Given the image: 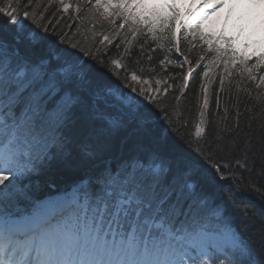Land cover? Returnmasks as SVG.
Wrapping results in <instances>:
<instances>
[{
    "label": "snow or ice",
    "instance_id": "1",
    "mask_svg": "<svg viewBox=\"0 0 264 264\" xmlns=\"http://www.w3.org/2000/svg\"><path fill=\"white\" fill-rule=\"evenodd\" d=\"M6 2L7 8L0 7V16L7 18L0 21V33L14 34L11 43L0 35V264H264V247L258 253L235 235L220 243L207 239L195 219L198 202L173 199L177 177L192 174L190 162L177 154V146L160 144L157 151L132 155L115 164L105 158L110 141L126 126L125 117L151 137L147 121L137 114L140 101L123 92L114 96L112 87L100 83L102 72L72 52H58L54 45L35 61L21 56L17 46L23 40L32 45L39 42L34 32L25 34L23 24L35 17L24 11L23 20H18L12 0ZM113 2L119 4L120 0ZM63 6L65 11L69 7ZM96 6L106 5L96 0ZM164 6L176 13L174 4ZM128 7L125 3V10ZM70 47L76 49L77 45ZM79 51L120 79L115 71L123 67L119 60H111L110 68L103 59ZM129 79L135 82L137 75L125 78L124 87L150 100ZM101 100L105 107L100 106ZM204 104H208L207 97ZM117 105L119 116L105 110ZM202 131L203 121L196 126V137ZM216 139H221L218 131ZM33 145H42L45 156L50 153L65 160L73 156L75 148L77 163L92 170L77 188L67 219L54 221L35 206L29 210L20 206L17 183L32 170L28 149ZM193 150L205 162L210 159L205 155L210 147ZM165 152L169 154L163 155ZM237 164L244 166L239 160ZM174 167L176 174L169 179ZM212 167L221 180L226 178L219 166ZM184 187L194 191L195 183L185 180ZM244 191L239 186L230 188L227 199L236 203V195ZM241 214L246 216L247 208Z\"/></svg>",
    "mask_w": 264,
    "mask_h": 264
},
{
    "label": "trees",
    "instance_id": "2",
    "mask_svg": "<svg viewBox=\"0 0 264 264\" xmlns=\"http://www.w3.org/2000/svg\"><path fill=\"white\" fill-rule=\"evenodd\" d=\"M0 7H8L6 0H0ZM11 8L17 9L18 20H23L24 11H27L30 17H35L34 20H23V24L35 21L36 30L33 32L39 42L32 45L27 40H23L17 46L21 56H27L33 61L43 55L49 46L54 45L58 52H72L86 65H91L97 69V72H102L103 77L100 78V83L110 73L108 70L100 69L96 61L84 56L80 49L103 59L109 67H113L110 64L111 60L120 61L123 67L116 70L120 72V79L113 75L109 85L116 87L122 85V80L132 73L141 79H146L150 84L177 76L182 79L181 74H164L162 67L158 65V57L152 53V48L142 41L141 36L117 42L115 33L112 31L109 43L101 41L103 35L98 33V29L104 28L95 26L87 11L81 10L74 16L70 10L61 11L56 1L52 2V0H18V2L12 0ZM6 19L0 16V21H6ZM13 34L8 31L0 33L9 43L12 42ZM61 39L64 40L63 44L59 43ZM71 44L77 45V48H71ZM124 71H130V73H123ZM93 76L95 77V73ZM232 80L233 78L228 77V82L223 84L217 81L209 82L207 88H204V82L201 83L198 77L190 78L182 93L168 92L163 95L164 101L157 111L158 117L164 115V118L161 117L160 124L155 119L143 115V119L147 121V126L151 130V137L140 132L143 135L142 139L133 148L130 140L124 141L119 146V141L124 139L126 133L117 134L110 141L111 149L105 153V158L114 157L118 147L123 153L137 149L140 155L146 154L148 149L159 150L160 144L177 146V153L179 150H184L186 153L181 157L186 158L191 167L194 161L190 159L199 161L197 171L201 177L205 198L215 205L222 204V207L226 208V213L239 223L238 226L243 234L260 252L264 247V93L250 82L236 80L230 83L233 82ZM202 91H205L207 106L203 102L205 96ZM115 109L118 107H113L111 112L114 113ZM202 111L203 117H201ZM199 119L203 121V131L200 137H196L195 124L199 122ZM190 126L195 127L194 137L189 131ZM164 129H167L168 133H165ZM128 130L130 132V128ZM162 130L164 132H161ZM217 131L221 137L219 140L216 139ZM197 146L204 149L211 148V151L205 152L206 157H210L207 162L193 150ZM245 150L247 159H245ZM75 156L76 149L73 148L72 157L52 167L49 174L41 178L38 185L34 182L30 186L40 185L44 190L50 186L49 183L54 186L58 182L78 179L82 173L89 170V167L78 164ZM237 160L244 166L238 165ZM213 164L220 167L226 177L224 180L220 179V173L215 171ZM225 164L229 167L225 168ZM173 172H176L175 167ZM237 186L245 191L238 193L236 203H232L227 199V195L230 188L235 189ZM28 193L32 194L33 189L28 187ZM245 208H247L246 216L241 214Z\"/></svg>",
    "mask_w": 264,
    "mask_h": 264
},
{
    "label": "bare ground",
    "instance_id": "3",
    "mask_svg": "<svg viewBox=\"0 0 264 264\" xmlns=\"http://www.w3.org/2000/svg\"><path fill=\"white\" fill-rule=\"evenodd\" d=\"M139 1H142V0H139ZM190 1H192V0H190ZM238 5H239V10H237L235 12V14L239 18H241L249 26L255 27V24L258 23L259 26H260V28H263V26H264V22H263V19H264V5L255 6V9L252 12H250V13H246V11L249 9L248 8L249 1H247V0H239L238 1ZM222 13H225V10H223ZM241 13H242V16H241ZM209 16L211 18H213V19L215 18V15L213 13H211ZM34 24H35V21L27 22L25 34L29 30L31 32H33L34 30H36V27H35ZM257 32H261V31H257V27H255L254 28V35H253L254 38L257 36ZM191 70H193L191 67L186 66V64L185 65L182 64V68L180 69V71H181L180 73H181V75H183V77H185V75H187L188 76V80L190 78H194V77H201L200 74L193 73V72H191ZM123 73H130V71H128V72L124 71ZM111 80H112V78H111V74H110L109 76L104 77L103 81H101V84L103 86H105V87L116 88V86H114V85H111V84L109 85V83L111 82ZM114 81H115V77L113 78V82ZM244 81H247V80L245 79ZM141 83H143V82L139 81L138 79L135 82H133V81L130 82V84H132L137 89V92H139V90H141V88H139V86H140ZM118 88H121L122 90H127V87H124V84L119 85ZM144 88L146 89L145 94L150 98V100H144L141 97V99L145 103H144L143 107L139 106V108L137 109V114L142 119H143V115L148 116V117H151V118L155 119L160 124L162 118H164V115H161L162 113H160V115H161L162 118L161 117H158V112L157 111H158V107H160V105L164 101V100H162L163 99V96L161 95V93L159 92V90L156 89V88H154V90H157V92L156 91H152L153 88L151 86H149V85L144 84ZM128 91L131 92L130 89ZM151 95H153V96H151ZM146 104H148V105L146 107H144ZM100 106L101 107H105L103 100L100 101ZM112 109H113V107H110V108H106L105 110L109 114H111L113 116H119V115H121V114H116L117 113V110H114V113L111 112ZM125 120H126V126H129V128H130V132L127 135L124 136V139L123 140H125V141L126 140H130L131 141L130 145H131V147L134 148L135 145L139 144V142L142 139V136L143 135H141V133H140L141 131H138L137 130V125L135 123H128L126 117H125ZM194 128L190 126V129H189V131L192 132V136L193 137H194L193 130H195ZM118 149H119V147H118ZM146 151L147 152H150V151H153V150L152 149H148ZM118 153H119V150H118ZM126 153L127 152H124L123 153L122 151H120V155L121 156H124ZM166 153L167 152H165L163 155H168L169 154V153L168 154H166ZM185 153L186 152L184 150H179V152L177 154L180 155V156H184Z\"/></svg>",
    "mask_w": 264,
    "mask_h": 264
},
{
    "label": "rangeland",
    "instance_id": "4",
    "mask_svg": "<svg viewBox=\"0 0 264 264\" xmlns=\"http://www.w3.org/2000/svg\"><path fill=\"white\" fill-rule=\"evenodd\" d=\"M55 1H56V3L59 5L60 10L65 11L63 5H67L66 2H65L64 0H63V3H61L60 0H55ZM186 1H187V0H182V1L180 2V5H182V7L187 6ZM216 1H217V2H221L222 0H216ZM238 1H239V0H230V2L227 4V5H228V6H227V9H228L229 11H231V14H226V15H224L219 21H214V23H213V27H212V28H209V27L204 26V27H203V30L205 31L204 33H205L206 35H215V34H217V33H221V34H223V35H224L225 37H227V38H230V37H233V38H234V37H236L235 42H233V41H232V42L234 43V47H233V49H234L237 53H240V54H242V55H244V54H248V53H249V54L258 55V54L264 52V47H262L263 44L260 43V42H257L255 45H253V41L250 42L249 39H248V38H250V37H248L249 35L246 36V31L244 32V36L240 37L239 34H236V33L239 32L240 27H236V26H235V23L231 24V19H234L236 22L239 21V23H241V24L247 26V24H246L241 18H239V17L235 14V12L237 11V9H235V7H236V6L238 7ZM135 3H136V5H137V0L135 1ZM165 3H171V4H172L173 1H172V0H142V1H140V2L138 3V4H140L141 6H139V7L136 6V7H137L138 12L143 11V10H145L146 12H148L149 10H151V9H153V8H155V9H159V10H161V11H170L169 8H166V7L164 6ZM230 3H233V5L230 4ZM200 5H201V0H194L193 3H191L190 5H188V8L191 9V10H193V9H195L197 6H200ZM176 7H178V6H176ZM176 7H175V8H176ZM68 8H70V7H68ZM68 8H67V9H68ZM104 9H106V10H108V11H112V9H110V8H104ZM254 9H255V7H251V8H249V9L246 11V13H250V12H252ZM114 13H115V15H118V10H116V12H114ZM123 13H124V12L121 10V15H122V16H124ZM158 13H159V12H158ZM139 16H140V15H139ZM241 16H242V13H241ZM184 20H186L185 17H184ZM187 21H188V20H186V22H187ZM183 25L186 26V24H185L184 22H183ZM253 31H254V30H253ZM98 33H99V32H98ZM109 37H110L109 35H104V36H102L101 41H104V42H105V39H106V41H107V39H108ZM247 37H248V38H247ZM104 38H105V39H104ZM246 38H247V39H246ZM240 41H248L249 44H250L249 49L241 48L240 45H239V42H240ZM256 47H259V48H258V49H255ZM110 68H111V67H110ZM116 70H118V69H115V71H116ZM108 72L111 74V77H112V76H113L112 71L108 70ZM127 77H130V74H129ZM128 82L130 83V82H132V81L129 79ZM144 84H146V83H144ZM144 84L141 83L140 86H139V88L143 89L144 92H146V89L144 88ZM156 84H157V86H156L155 88L158 89L159 91H160L161 89H165V90L167 89L168 91H170V90L172 89V87L170 88V87L167 86L165 83H164V84H161L160 82H156ZM146 85H147V84H146ZM117 89H118V91H117ZM113 91H114V96H115V95H119L120 92H123V93H125V94L130 95V96H133L136 100L140 101V106H141V105H144V103H145V102L141 99V97L138 96V95H136L135 93H131V92L127 91V90H122L121 88H118V87L113 88ZM152 91H156V92H157V90H154V89H153ZM147 93H148V92H147ZM149 94H150V93H149ZM151 96H153V95H151ZM164 130H166L165 133H168L167 129H164ZM164 130H162L161 132H164ZM162 135H163V134H162Z\"/></svg>",
    "mask_w": 264,
    "mask_h": 264
},
{
    "label": "water",
    "instance_id": "5",
    "mask_svg": "<svg viewBox=\"0 0 264 264\" xmlns=\"http://www.w3.org/2000/svg\"><path fill=\"white\" fill-rule=\"evenodd\" d=\"M58 189L57 185H54L53 188H50L49 190H47L45 193L43 194H39L36 198H40V197H43L45 195H49V194H52L54 192H56V190Z\"/></svg>",
    "mask_w": 264,
    "mask_h": 264
}]
</instances>
